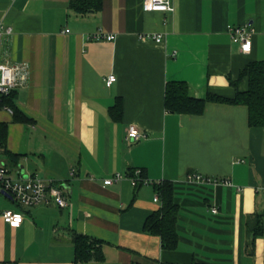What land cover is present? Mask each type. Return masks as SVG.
<instances>
[{
	"label": "crops",
	"instance_id": "crops-1",
	"mask_svg": "<svg viewBox=\"0 0 264 264\" xmlns=\"http://www.w3.org/2000/svg\"><path fill=\"white\" fill-rule=\"evenodd\" d=\"M72 1L0 0V23L12 28L0 34V61L20 66L13 102L30 120L0 101V164L44 177L68 200L26 206L0 190V262L264 264V127L250 125L245 104L211 99L199 114L166 107L170 81L201 99L248 89L242 70L264 61V0H172L173 12L102 0L81 13ZM243 24L255 31L248 53L228 31ZM100 30L114 38H90ZM130 125L146 136L128 142ZM136 168L173 185L175 249L145 228L162 200L156 183L132 184ZM191 171L220 181L189 183ZM116 172L124 177L105 185ZM5 209L23 212V222L6 223ZM76 234L101 242L104 258L77 260Z\"/></svg>",
	"mask_w": 264,
	"mask_h": 264
},
{
	"label": "trees",
	"instance_id": "trees-1",
	"mask_svg": "<svg viewBox=\"0 0 264 264\" xmlns=\"http://www.w3.org/2000/svg\"><path fill=\"white\" fill-rule=\"evenodd\" d=\"M72 5L77 12L97 10L102 5V0H73ZM247 76L249 87L244 91H237L233 98H223L208 95L207 98H195L189 93L186 82L170 81L166 88V107L171 112L199 114L203 111L207 100H223L235 104H245L249 108V122L251 126L264 127V61H254L247 65L241 72V78ZM14 90L1 99L2 104L10 106L18 121H30L24 112L20 111L13 102ZM6 123L0 124V147L7 153ZM11 157L16 156L11 154ZM162 204L158 211L150 215L145 223V228L154 234L160 235L164 249H175L178 246L179 235L177 230V217L179 205L174 200L173 185L164 181L156 185ZM262 224L259 222L256 234L261 232ZM77 260H88L94 254V258L102 260L103 252L100 249L101 242L84 234H76L74 237ZM192 264H211L194 262Z\"/></svg>",
	"mask_w": 264,
	"mask_h": 264
},
{
	"label": "built area",
	"instance_id": "built-area-1",
	"mask_svg": "<svg viewBox=\"0 0 264 264\" xmlns=\"http://www.w3.org/2000/svg\"><path fill=\"white\" fill-rule=\"evenodd\" d=\"M143 8L145 11H163V12H173L174 5L172 0H144ZM69 31V29H66ZM228 31L231 35L233 41L240 43L243 52H250L252 48V39L254 35V29L251 28L249 24L229 26ZM11 33L12 28L7 27L0 23V34ZM153 39L158 42L162 41L161 34L152 35ZM90 38L95 39H107L112 40L114 38L113 34L104 33L103 31H98L90 35ZM175 54V53H174ZM20 69L18 65H11L0 61V101L3 96L9 95L19 84L17 78V73ZM108 82H113L116 80L114 74L108 76ZM146 133L141 131L137 126L130 125L126 139L128 142H138L141 138L145 137ZM124 177L121 172H116L112 176L104 179V184H112ZM127 177L131 180L134 186L147 183H156L143 175V170L141 168H136ZM220 180L207 175H204L197 171H191L187 173V182L189 183H199V184H210L218 183ZM226 183L227 180H223ZM0 190H5L8 192L17 202L24 204L26 206H34L42 203H47L51 199L58 204L60 207H66L68 205V200L63 194V190L51 184L50 181L41 177L37 174H23L18 172L17 175L12 174V170L5 164H0ZM156 201L160 200V195L157 194L154 198ZM214 213L218 212V208H212ZM3 220L12 225L18 226L24 220V214L21 211H16L13 209H5L2 212ZM0 264H4L1 263Z\"/></svg>",
	"mask_w": 264,
	"mask_h": 264
},
{
	"label": "water",
	"instance_id": "water-1",
	"mask_svg": "<svg viewBox=\"0 0 264 264\" xmlns=\"http://www.w3.org/2000/svg\"><path fill=\"white\" fill-rule=\"evenodd\" d=\"M4 191V193H6V194H8V195H10L8 192H6L5 190H3Z\"/></svg>",
	"mask_w": 264,
	"mask_h": 264
}]
</instances>
